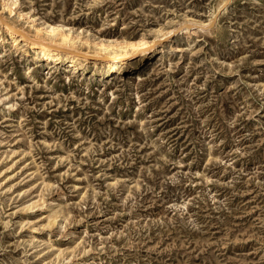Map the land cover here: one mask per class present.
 <instances>
[{"label":"rangeland","instance_id":"1","mask_svg":"<svg viewBox=\"0 0 264 264\" xmlns=\"http://www.w3.org/2000/svg\"><path fill=\"white\" fill-rule=\"evenodd\" d=\"M224 1L0 0V264H264V0Z\"/></svg>","mask_w":264,"mask_h":264},{"label":"bare ground","instance_id":"2","mask_svg":"<svg viewBox=\"0 0 264 264\" xmlns=\"http://www.w3.org/2000/svg\"><path fill=\"white\" fill-rule=\"evenodd\" d=\"M225 1H227V0H225ZM221 7L220 6H219V8L217 7L218 9L216 11H214L213 15L215 13L219 12ZM45 26H46V30H45L46 34H48L49 36H52L56 40L61 41V43L68 42V44H70L69 41L73 42V41H76V39H79V36H78L79 34L78 35L74 34V36H70L69 32H68V34H66L65 32H63V30L59 29V27H56L55 25L52 26V24L46 23ZM160 31H162V30L160 29ZM161 33L164 34L163 31ZM155 36H156V34H155ZM145 39L144 40L140 39V41H139L140 43L137 42L138 44H135V43L133 44L134 47H133L132 53L128 52V53L109 54V57L111 58V61H109L110 62V68L109 69H111L112 72L116 71V73L118 71L124 70L125 68L126 69H136L140 65L147 62V60H149V58H152V56L154 54L160 53V51H161L160 46H156V40H158V39L153 40V41H147ZM81 40H82V38L80 39V41ZM141 40L143 42H141ZM124 41H126V40H124ZM124 41H123V43H124ZM87 42H88V39H87ZM118 42H122V41H118ZM101 43L103 45V42H101ZM72 44H74V43H72ZM126 44L128 45V41ZM104 45H106V44H104ZM107 45L109 47H112V46L115 47V46H119L120 44H114V42H108ZM121 45H122V43H121ZM37 48L42 50L41 51V52H43L42 57L46 60V62H48L50 64V66H53L54 62L55 63H65V64H67V67H71V69L72 68L76 69L79 67V65L83 64L84 60H85L83 58L84 56L83 57H81L82 55L80 56V53L79 54L66 53L67 57H63V56H60L59 52L53 51L47 45H44V46L42 45V46H39ZM124 49H126V48H124ZM69 50L76 51V49H72V47ZM77 52H79V51H77ZM83 54H87V53H83ZM98 56H101V55H98ZM49 222L52 223L51 221H49Z\"/></svg>","mask_w":264,"mask_h":264}]
</instances>
